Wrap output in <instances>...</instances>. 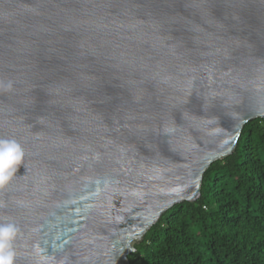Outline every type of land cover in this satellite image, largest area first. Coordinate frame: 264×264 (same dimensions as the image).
I'll return each mask as SVG.
<instances>
[{
    "label": "water",
    "instance_id": "obj_1",
    "mask_svg": "<svg viewBox=\"0 0 264 264\" xmlns=\"http://www.w3.org/2000/svg\"><path fill=\"white\" fill-rule=\"evenodd\" d=\"M258 118L264 0H0L17 264H130Z\"/></svg>",
    "mask_w": 264,
    "mask_h": 264
},
{
    "label": "trees",
    "instance_id": "obj_2",
    "mask_svg": "<svg viewBox=\"0 0 264 264\" xmlns=\"http://www.w3.org/2000/svg\"><path fill=\"white\" fill-rule=\"evenodd\" d=\"M201 193L164 213L130 264H264V119L209 167Z\"/></svg>",
    "mask_w": 264,
    "mask_h": 264
},
{
    "label": "clouds",
    "instance_id": "obj_3",
    "mask_svg": "<svg viewBox=\"0 0 264 264\" xmlns=\"http://www.w3.org/2000/svg\"><path fill=\"white\" fill-rule=\"evenodd\" d=\"M25 151L14 138H0V190L6 189L17 177ZM19 228L14 221L0 222V264H17L15 241Z\"/></svg>",
    "mask_w": 264,
    "mask_h": 264
}]
</instances>
